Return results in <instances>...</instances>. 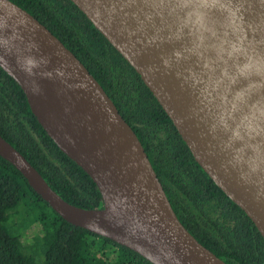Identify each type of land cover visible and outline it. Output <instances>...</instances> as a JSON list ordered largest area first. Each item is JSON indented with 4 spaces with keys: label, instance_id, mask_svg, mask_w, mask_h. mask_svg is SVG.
<instances>
[{
    "label": "trees",
    "instance_id": "obj_1",
    "mask_svg": "<svg viewBox=\"0 0 264 264\" xmlns=\"http://www.w3.org/2000/svg\"><path fill=\"white\" fill-rule=\"evenodd\" d=\"M49 30L96 79L139 139L177 218L226 264H264V240L246 214L193 159L171 120L135 72H117L108 41L70 0H10ZM0 136L13 146L65 202L101 209L90 177L65 156L33 116L24 92L0 68ZM40 204L33 245L12 236L6 212L20 203ZM25 232V231H24ZM38 247L37 263L30 249ZM0 264H146L117 243L64 221L0 157Z\"/></svg>",
    "mask_w": 264,
    "mask_h": 264
},
{
    "label": "water",
    "instance_id": "obj_2",
    "mask_svg": "<svg viewBox=\"0 0 264 264\" xmlns=\"http://www.w3.org/2000/svg\"><path fill=\"white\" fill-rule=\"evenodd\" d=\"M108 41L113 37L96 22L102 0H70ZM256 13L261 0H251ZM12 11L30 26L50 67H63L60 76L38 78L33 93L29 78L13 57L0 56V68L26 96L28 106L58 149L81 168L96 185L101 209H82L65 202L11 144L0 136V157L14 166L30 188L64 221L126 247L145 259L162 245L174 251L176 264H226L202 246L177 218L165 191L132 128L85 66L38 20L10 1ZM171 120L195 162L210 180L251 220L264 240V202L232 178L218 173L210 158L211 145L198 125L185 121L188 94L171 75L150 78L135 71ZM138 217L137 227L120 226L123 217Z\"/></svg>",
    "mask_w": 264,
    "mask_h": 264
},
{
    "label": "clouds",
    "instance_id": "obj_3",
    "mask_svg": "<svg viewBox=\"0 0 264 264\" xmlns=\"http://www.w3.org/2000/svg\"><path fill=\"white\" fill-rule=\"evenodd\" d=\"M95 17L115 41L117 72L175 78L189 97L185 121L210 143L218 173L264 202V12L251 0H102ZM29 33L10 0H0V56L14 58L35 94L38 78L67 70L50 67ZM123 219L120 226L142 224ZM174 256L162 245L145 261L176 264Z\"/></svg>",
    "mask_w": 264,
    "mask_h": 264
},
{
    "label": "rangeland",
    "instance_id": "obj_4",
    "mask_svg": "<svg viewBox=\"0 0 264 264\" xmlns=\"http://www.w3.org/2000/svg\"><path fill=\"white\" fill-rule=\"evenodd\" d=\"M43 208L42 205L30 201V203L22 202L16 208L6 212L8 218L5 226L7 230L12 236L22 234L20 241L25 247L33 245L34 237L40 234L41 227L39 224H35V217L37 210L41 211ZM29 253L37 263L44 260L43 253L38 247L30 249Z\"/></svg>",
    "mask_w": 264,
    "mask_h": 264
}]
</instances>
